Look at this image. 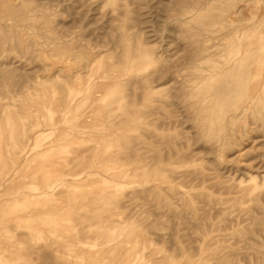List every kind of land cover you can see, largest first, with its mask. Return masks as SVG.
I'll use <instances>...</instances> for the list:
<instances>
[{"label":"rangeland","instance_id":"rangeland-1","mask_svg":"<svg viewBox=\"0 0 264 264\" xmlns=\"http://www.w3.org/2000/svg\"><path fill=\"white\" fill-rule=\"evenodd\" d=\"M0 264H264V0H0Z\"/></svg>","mask_w":264,"mask_h":264}]
</instances>
